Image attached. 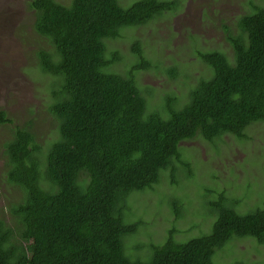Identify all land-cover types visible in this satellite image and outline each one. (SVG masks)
Returning <instances> with one entry per match:
<instances>
[{"label":"trees","instance_id":"1","mask_svg":"<svg viewBox=\"0 0 264 264\" xmlns=\"http://www.w3.org/2000/svg\"><path fill=\"white\" fill-rule=\"evenodd\" d=\"M249 5L235 28L224 30L233 60L198 52L211 77L190 88L184 103L170 92L150 111L153 96L143 95L135 80L145 65L139 41L131 47L138 62L124 74L114 68L121 56L109 42L125 28L173 12L175 1L122 8L117 0H28L32 27L51 47L35 54L41 72L55 78L48 111L56 137L41 145L28 124L16 126L5 145L7 181L21 196L4 206L9 221L0 208V264H219L214 254L233 240H250L253 250L264 246V197L241 211L233 191L228 196L220 188L209 204L203 189L197 202L204 216H213L210 232L197 234L204 235L177 239L172 225L160 243H143L148 219H129L135 217L128 198L153 190L163 173L172 185L193 177L182 159L198 155L181 143L198 136L211 143L226 134L245 140V130L264 121V6ZM167 73L192 79L177 69ZM11 123L0 110V124ZM184 199L168 200L178 218Z\"/></svg>","mask_w":264,"mask_h":264},{"label":"rangeland","instance_id":"2","mask_svg":"<svg viewBox=\"0 0 264 264\" xmlns=\"http://www.w3.org/2000/svg\"><path fill=\"white\" fill-rule=\"evenodd\" d=\"M56 1L66 5L70 2ZM117 1L120 7L127 8L139 0ZM171 1L176 2L173 12L156 16L144 25L125 28L119 39L109 42L110 48L116 49L121 56L114 68L124 74L138 62L131 47L139 41L145 65L135 73V80L143 95L153 96L148 98L150 111L159 109L157 105L162 101L157 98H164L170 92L175 93L180 104L184 103L190 88L211 77L212 71L198 59V52H220L232 61L233 53L225 40V28H235L237 19L251 10L249 2L264 6V0ZM27 3L28 0H0V110L5 111L6 117L12 121L8 125L0 124V208L5 209L6 221L10 220V215L4 206L16 202L21 196L6 177L9 159L5 145L11 140L14 128L30 124L35 141L41 145L56 137V121L48 111L53 102L51 90L55 78L41 72L35 54L39 48L51 47L34 31V17ZM203 16H207L208 21ZM175 69L181 70L182 74L188 73L192 79H170L167 72ZM245 134V140L226 134L211 143L201 136L181 143L186 151L194 148L198 155L182 159L191 164L193 177L172 185L170 178L163 173L161 182L153 190L128 198L132 205L131 214L135 217L129 219L149 221L145 223L149 224L145 227L147 233H142L138 240L160 243L172 225L176 229L174 237L185 241L210 232L213 216H204V209L197 204L203 197V189L205 196H209L207 204L214 199L215 190L220 188L228 196V191H233L231 194L239 199L237 208L241 211L258 205V199L264 197V121L251 124ZM246 188L249 198L243 190ZM172 197L185 198L179 218L172 213V207L168 208V200ZM167 211L171 214H166ZM165 215L168 217L164 218ZM163 219L169 220V224ZM252 244L250 240H233L212 259L219 264L234 263V260L241 264H264V246L253 250ZM135 246L142 250L143 244L136 242Z\"/></svg>","mask_w":264,"mask_h":264}]
</instances>
